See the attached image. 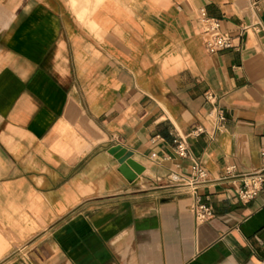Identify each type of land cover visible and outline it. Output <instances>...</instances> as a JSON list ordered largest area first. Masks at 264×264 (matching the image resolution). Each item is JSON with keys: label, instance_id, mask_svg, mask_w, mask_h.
I'll return each mask as SVG.
<instances>
[{"label": "crops", "instance_id": "1", "mask_svg": "<svg viewBox=\"0 0 264 264\" xmlns=\"http://www.w3.org/2000/svg\"><path fill=\"white\" fill-rule=\"evenodd\" d=\"M254 1L0 0V264H264V189L218 181L264 167ZM201 9L234 47L206 51ZM195 162L205 223L172 179Z\"/></svg>", "mask_w": 264, "mask_h": 264}, {"label": "built area", "instance_id": "2", "mask_svg": "<svg viewBox=\"0 0 264 264\" xmlns=\"http://www.w3.org/2000/svg\"><path fill=\"white\" fill-rule=\"evenodd\" d=\"M258 0L252 4L254 8L258 6ZM199 20L203 25V35L205 37V49L209 54H215L220 51L234 47V39L232 35L224 31L221 27L220 20L207 15L205 9H201ZM247 27L243 28L245 32ZM208 100L216 99L212 92H207L205 96ZM209 115H213L216 120V129H220L226 121V116L223 109L215 106ZM204 132L202 127H197L191 132V136H199ZM175 152L180 157H187L189 153L188 144L185 138L176 137L174 140ZM261 156L264 160V147L261 149ZM175 182L186 183L193 188V205L192 209L196 222L205 223L211 220L215 211L214 208L207 202L203 201L200 195L196 192L197 187L208 184L210 174L200 162H195L192 166L191 176L189 179H183L178 175L172 178ZM231 181L236 185V191L239 199L243 202H250L256 199L259 193L264 189V167L259 170L249 172H239L233 165L227 166L218 181Z\"/></svg>", "mask_w": 264, "mask_h": 264}, {"label": "rangeland", "instance_id": "3", "mask_svg": "<svg viewBox=\"0 0 264 264\" xmlns=\"http://www.w3.org/2000/svg\"><path fill=\"white\" fill-rule=\"evenodd\" d=\"M73 1V0H72Z\"/></svg>", "mask_w": 264, "mask_h": 264}]
</instances>
